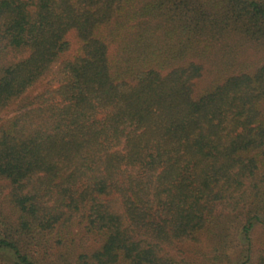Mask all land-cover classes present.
Here are the masks:
<instances>
[{
  "label": "trees",
  "instance_id": "trees-1",
  "mask_svg": "<svg viewBox=\"0 0 264 264\" xmlns=\"http://www.w3.org/2000/svg\"><path fill=\"white\" fill-rule=\"evenodd\" d=\"M0 180V264H264V0H0Z\"/></svg>",
  "mask_w": 264,
  "mask_h": 264
},
{
  "label": "rangeland",
  "instance_id": "rangeland-1",
  "mask_svg": "<svg viewBox=\"0 0 264 264\" xmlns=\"http://www.w3.org/2000/svg\"><path fill=\"white\" fill-rule=\"evenodd\" d=\"M69 39L71 41V48H70V51L67 55H71L73 53V51L76 49V42L74 40V38L72 37V34H69ZM47 80V79H46ZM42 81L40 82L39 84H37L35 87L32 88V90L30 91V95H35L39 92L42 91L43 89V85L45 84V81ZM205 83V81L202 79V80H199L197 81V85L198 86H202L203 84ZM0 191L3 193V194H6L7 191H8V183L6 181H2L0 180ZM253 237L255 239V244L257 245L260 241L264 240V231H263V228H262V225H257L253 231Z\"/></svg>",
  "mask_w": 264,
  "mask_h": 264
}]
</instances>
